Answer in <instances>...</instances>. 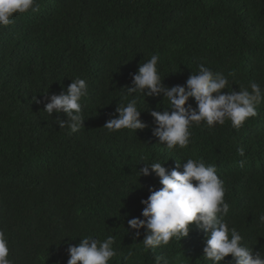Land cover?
<instances>
[{
  "label": "trees",
  "instance_id": "1",
  "mask_svg": "<svg viewBox=\"0 0 264 264\" xmlns=\"http://www.w3.org/2000/svg\"><path fill=\"white\" fill-rule=\"evenodd\" d=\"M37 3L38 11L14 14V23L0 27V230L13 264H67L68 246L89 235L101 241L115 236L117 256L109 264H154L161 254L169 264H212L203 256L207 236L195 225L181 241L145 251L146 228L136 237L127 223L145 219L141 201L150 187L162 186L150 163L170 171L179 161L182 171L187 159L215 165L229 228L264 255V102L239 130L230 121L213 128L202 122L190 128L186 148L168 149L154 135L151 115L171 110L163 93L126 95L152 55L159 56L168 88L186 85L204 64L227 77L225 93L251 91L252 82L264 89V0ZM77 77L86 81L88 94L82 98L83 125L69 134L58 123L67 115L49 116L43 108ZM132 99L146 127H104ZM188 105L195 108V99ZM145 163L149 174L139 177ZM221 264L235 262L229 254Z\"/></svg>",
  "mask_w": 264,
  "mask_h": 264
},
{
  "label": "clouds",
  "instance_id": "2",
  "mask_svg": "<svg viewBox=\"0 0 264 264\" xmlns=\"http://www.w3.org/2000/svg\"><path fill=\"white\" fill-rule=\"evenodd\" d=\"M38 10L37 0H0V27L14 23V14ZM158 61L159 56L152 55L148 61L140 64L138 72L134 74V87L129 88L126 95L145 93V89L148 96L163 93L171 110H153L151 115L157 124L154 135L168 149L186 148L192 135L190 128L200 126L202 122L208 128H213L216 124L224 125L230 121L231 126L239 130L249 118L257 115V105L264 102V89L256 82L250 84L251 91L242 88L223 92L229 85L227 77L213 73L204 64L199 65L198 73L191 75L186 85L168 88L162 82ZM87 94L86 81L77 77L68 85L66 92L53 94L43 109L49 116L54 111L65 113L68 119L58 121L60 128L67 127L69 134L74 133L83 125L82 98ZM190 98L195 99V108L191 105L186 107ZM32 99L40 103L35 95ZM116 112L119 113L118 117L104 125L109 131H136L146 127L140 119L136 99L119 105ZM238 153L241 157L245 156L243 148L238 149ZM145 164L138 171L139 177L149 174L148 163ZM239 164L243 167L245 160H240ZM150 167L160 178L162 186L159 189L150 187V195L141 201L145 205L142 210L145 219L136 217L127 221L129 228L136 230V237L140 235L139 229L146 228L147 234L142 240L145 251L166 246L173 239L181 241L189 234L190 226L195 225L203 229L207 236L203 256L212 264H221L229 254L235 264H264V255L243 245L241 234L236 228H229L225 220L229 204L225 202L224 182L218 176L215 165H206L202 159H187L182 171L179 161L170 171L160 162H151ZM259 223L264 224V214L259 216ZM115 243L113 235L103 241L91 235L82 237L78 244L68 246L70 258L67 264H109L117 256V250L113 247ZM9 253L7 238L0 230V264H13ZM131 255L130 251L124 260ZM154 264H169V260L162 254L156 255Z\"/></svg>",
  "mask_w": 264,
  "mask_h": 264
},
{
  "label": "bare ground",
  "instance_id": "3",
  "mask_svg": "<svg viewBox=\"0 0 264 264\" xmlns=\"http://www.w3.org/2000/svg\"><path fill=\"white\" fill-rule=\"evenodd\" d=\"M94 110V109H93Z\"/></svg>",
  "mask_w": 264,
  "mask_h": 264
}]
</instances>
